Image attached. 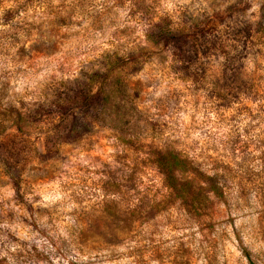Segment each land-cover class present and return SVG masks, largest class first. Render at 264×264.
Listing matches in <instances>:
<instances>
[{
	"label": "clouds",
	"instance_id": "9594fccd",
	"mask_svg": "<svg viewBox=\"0 0 264 264\" xmlns=\"http://www.w3.org/2000/svg\"><path fill=\"white\" fill-rule=\"evenodd\" d=\"M0 264H264V0H0Z\"/></svg>",
	"mask_w": 264,
	"mask_h": 264
}]
</instances>
